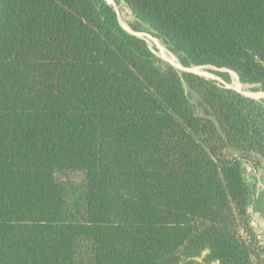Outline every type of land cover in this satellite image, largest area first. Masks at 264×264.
I'll return each mask as SVG.
<instances>
[{
	"label": "trees",
	"instance_id": "1",
	"mask_svg": "<svg viewBox=\"0 0 264 264\" xmlns=\"http://www.w3.org/2000/svg\"><path fill=\"white\" fill-rule=\"evenodd\" d=\"M120 1L264 94V0ZM247 166L261 102L160 68L103 0H0V264H264Z\"/></svg>",
	"mask_w": 264,
	"mask_h": 264
},
{
	"label": "rangeland",
	"instance_id": "2",
	"mask_svg": "<svg viewBox=\"0 0 264 264\" xmlns=\"http://www.w3.org/2000/svg\"><path fill=\"white\" fill-rule=\"evenodd\" d=\"M103 1L113 8L120 26L125 31L145 41L151 52L154 54L157 65L160 68L170 65L174 67L179 73L190 72L199 75L205 79L215 81L220 86L235 90L243 96L252 98L264 105V97L260 96L261 92L256 91L255 86L241 84L237 76L231 71L225 69H216L212 66L197 67L191 65L187 68L184 67L181 63L180 57L174 54L160 39L154 37L144 24L138 22L122 1ZM195 68H199V71H196ZM258 174L260 175V173ZM57 178L58 180L64 182L67 181L79 183L82 179V176L80 174H68L59 175Z\"/></svg>",
	"mask_w": 264,
	"mask_h": 264
},
{
	"label": "crops",
	"instance_id": "3",
	"mask_svg": "<svg viewBox=\"0 0 264 264\" xmlns=\"http://www.w3.org/2000/svg\"><path fill=\"white\" fill-rule=\"evenodd\" d=\"M246 178L252 186L249 201V213L255 232L259 237L260 244L264 243V193L254 185V177L250 168L247 166Z\"/></svg>",
	"mask_w": 264,
	"mask_h": 264
},
{
	"label": "built area",
	"instance_id": "4",
	"mask_svg": "<svg viewBox=\"0 0 264 264\" xmlns=\"http://www.w3.org/2000/svg\"><path fill=\"white\" fill-rule=\"evenodd\" d=\"M250 171L252 172L253 177H254V185H255V187L257 189L261 190L264 193V182H263L261 176L257 172L252 171L251 169H250ZM261 247L264 250V243L261 244Z\"/></svg>",
	"mask_w": 264,
	"mask_h": 264
},
{
	"label": "bare ground",
	"instance_id": "5",
	"mask_svg": "<svg viewBox=\"0 0 264 264\" xmlns=\"http://www.w3.org/2000/svg\"><path fill=\"white\" fill-rule=\"evenodd\" d=\"M196 71H199V68H195ZM236 86V85H235ZM240 89V88H239ZM260 96L264 97L262 93H260Z\"/></svg>",
	"mask_w": 264,
	"mask_h": 264
}]
</instances>
